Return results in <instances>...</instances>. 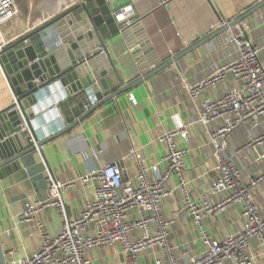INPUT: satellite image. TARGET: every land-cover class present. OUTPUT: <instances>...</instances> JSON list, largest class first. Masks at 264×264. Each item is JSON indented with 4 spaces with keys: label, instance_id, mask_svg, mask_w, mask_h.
Wrapping results in <instances>:
<instances>
[{
    "label": "crops",
    "instance_id": "1",
    "mask_svg": "<svg viewBox=\"0 0 264 264\" xmlns=\"http://www.w3.org/2000/svg\"><path fill=\"white\" fill-rule=\"evenodd\" d=\"M81 1L84 0H14L18 12L0 25V46L46 26L52 20L61 21V15ZM259 1L107 0L111 13L122 5L131 4L137 23L125 34L119 30L105 38L102 51L98 48L92 50L97 51L98 56L89 65L90 74L95 77V73L112 66L115 71L109 76L115 88L122 83H130L144 73L146 67L167 61L215 31L221 18L237 19ZM64 18L68 19V15ZM64 18L58 28L61 31L68 29ZM241 22L246 25L253 44L262 47L264 60V5ZM231 50L226 43L225 32L219 34L130 90L107 100L69 131L18 159L15 166L0 178V247L5 263L32 256L40 248L41 237L35 221L22 222L19 216L26 202L46 199L47 169L61 182L75 181L73 186L62 191L66 214L72 219L95 198L96 183L88 181L84 184L80 177L107 163L116 162L123 170L124 180L134 183L137 162L128 156L132 149L144 159L145 164L157 166L155 174L164 171L165 164L161 158L165 144L158 141V137L179 125H186L188 132L186 139L175 137L178 145L189 150L183 171L187 192L193 200L212 202L210 184L216 176L215 159L203 126L191 123L193 105L188 101L185 84L204 77L216 65L225 63L231 58L228 54ZM100 53L107 58L106 61L100 58ZM9 84L0 66V109L13 101L14 93ZM227 85H231L229 80L209 87L197 100L215 98ZM21 86L24 88V84ZM49 91V95L42 99L40 114H34L31 119L35 122L34 129H40L45 135V126L54 122L57 115L65 124H70L86 110L85 105L92 104L83 92L62 99V88L55 87ZM55 95L60 98L57 113L52 112ZM51 103L53 105L50 106ZM76 106H79V111L75 110ZM246 134L247 129L241 128L229 135L228 155H233V150ZM235 158L247 176L263 167L262 161L252 162L250 154L245 152L238 153ZM169 183L174 187L178 180L171 177ZM256 196L264 202V184L258 188ZM162 214L174 220L169 239L178 257L186 259L189 253L202 249L199 234L183 210V195L178 188L164 200ZM131 215L135 216L134 213ZM37 219L49 235L59 233L62 219L56 208L47 207ZM204 223L210 236L224 238L241 228L240 208L231 206L222 213L206 217ZM157 250L143 252L139 264H152ZM87 256L91 264H126V254L119 243L95 247Z\"/></svg>",
    "mask_w": 264,
    "mask_h": 264
},
{
    "label": "built area",
    "instance_id": "2",
    "mask_svg": "<svg viewBox=\"0 0 264 264\" xmlns=\"http://www.w3.org/2000/svg\"><path fill=\"white\" fill-rule=\"evenodd\" d=\"M17 12L14 0H0V25ZM112 14L121 33L129 32L137 23L131 4L122 5ZM232 21L221 18L217 28ZM224 32L226 43L232 49L228 53L231 58L216 65L204 77L185 84L188 101L193 105L191 123L203 126L215 159L216 176L210 184L213 201L193 200L187 192L183 171L189 150L178 145L175 137L186 139L188 132L186 125H179L158 137V141L165 144L161 158L164 171L155 174L157 166L145 164L132 149L128 156L137 162L134 183L124 180L123 170L116 162L80 177L84 184L96 183L95 198L72 219L66 214L62 191L73 186L75 181L61 182L47 169L46 199L26 202L19 216L22 222L35 221L41 237L40 248L32 256L5 264H91L87 256L91 249L115 243H119L126 254V264H139L143 252L155 249L158 250L152 257V264H264V202L256 196L258 188L264 184L262 47L253 44L241 21L229 25ZM227 80L231 85L225 86L217 97L197 100L207 88ZM84 107L88 109L90 104ZM241 128L247 129V134L233 150V155H228V137ZM242 152L250 154L252 162L262 161L263 167L245 175L235 158ZM171 177L178 180L174 187L169 183ZM177 188L183 195V210L190 216L202 244L200 251L189 253L186 259L176 255L169 239L174 220L162 214L164 200ZM235 205L240 208L241 228L224 238L210 236L204 219ZM50 206L56 208L62 219L60 231L55 236L49 235L37 219L39 213Z\"/></svg>",
    "mask_w": 264,
    "mask_h": 264
},
{
    "label": "water",
    "instance_id": "3",
    "mask_svg": "<svg viewBox=\"0 0 264 264\" xmlns=\"http://www.w3.org/2000/svg\"><path fill=\"white\" fill-rule=\"evenodd\" d=\"M263 5L264 0L259 1L229 25L242 21ZM68 11L61 15L63 18L68 15V19L64 18L68 25L67 30L58 29L59 25L63 24V18L61 21L52 20L48 25L18 40L2 45L0 66L15 98L7 107L0 109V178L5 176L23 155L69 131L107 100L167 68L223 33L229 26L217 28L167 61L146 67L145 72L132 82L122 83L120 87L115 88L109 76L115 71L112 66L95 73V77L91 76L89 68L92 59L98 56L97 51L92 50L100 47L104 49L103 40L119 32L118 23L113 20L107 0L81 1ZM100 56L104 61L107 60L102 53ZM55 87L62 88V99L83 92L89 96L92 104L70 124H65L57 115L54 122L45 126V135L40 129H34L35 123L31 119L34 114L39 113L41 99ZM54 98L57 105L60 98L57 95ZM75 110L79 111V106H76ZM52 112L56 113L54 109ZM0 264H5L1 247Z\"/></svg>",
    "mask_w": 264,
    "mask_h": 264
},
{
    "label": "bare ground",
    "instance_id": "4",
    "mask_svg": "<svg viewBox=\"0 0 264 264\" xmlns=\"http://www.w3.org/2000/svg\"><path fill=\"white\" fill-rule=\"evenodd\" d=\"M61 90V89H60ZM57 91H59V90H57ZM50 92V91H49ZM52 94V93H51ZM49 95V94H48ZM45 97V96H44ZM53 101V100H52ZM41 103H39V104H41L42 105V99H41V101H40ZM51 106V105H50ZM57 105H56V101H55V103H54V110H55V112L57 111ZM57 113V112H56ZM40 114V113H39Z\"/></svg>",
    "mask_w": 264,
    "mask_h": 264
},
{
    "label": "rangeland",
    "instance_id": "5",
    "mask_svg": "<svg viewBox=\"0 0 264 264\" xmlns=\"http://www.w3.org/2000/svg\"><path fill=\"white\" fill-rule=\"evenodd\" d=\"M34 122V121H33ZM35 123V122H34ZM35 126V125H34Z\"/></svg>",
    "mask_w": 264,
    "mask_h": 264
}]
</instances>
